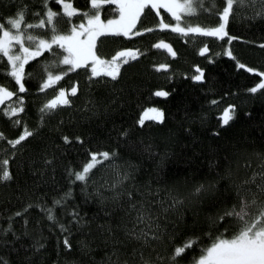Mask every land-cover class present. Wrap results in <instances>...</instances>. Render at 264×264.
I'll use <instances>...</instances> for the list:
<instances>
[{"label":"snow or ice","instance_id":"6c2138e0","mask_svg":"<svg viewBox=\"0 0 264 264\" xmlns=\"http://www.w3.org/2000/svg\"><path fill=\"white\" fill-rule=\"evenodd\" d=\"M4 9L0 59L6 58L5 77L15 83L11 88L0 83V103L16 98L15 106L5 107L3 114L18 126V134L9 138L0 131V147L6 146L0 182L15 181L16 197L29 199L7 217L0 213V220H6L0 223V250L8 249L0 254V264H84L83 257L88 264H264V121L259 143L240 138L215 143L235 123L237 105L219 111L220 119L210 128L203 105L199 111L184 105L175 131L169 129L159 138L145 136V114L153 113L160 122L156 127H164L168 121L164 109L145 108L139 119L127 123L120 115L128 102L126 73L142 58L141 50L119 47L110 55L101 51L106 40L139 38L156 29L227 38L230 43L240 39L230 36V20L264 19V0H9ZM149 14L159 17L158 22L142 26ZM169 14L171 22L166 19ZM204 14L207 21L201 19ZM62 17L65 28L59 26ZM260 44L264 47V41ZM153 47L177 55L163 39ZM199 53H210L207 43ZM224 53L237 68L264 77V71L242 63L231 47ZM49 55L54 59L46 60ZM206 59L212 61L213 55ZM40 61L45 63L36 80L37 94L78 70L85 74L88 87L82 90L79 81L58 87L39 104V126L31 127L21 114L27 111V85L33 76L28 69ZM49 64L60 70L50 71ZM152 67L169 69L166 63ZM195 67L191 79L206 81L205 69ZM248 91L264 96V79ZM155 95L170 93L161 87ZM219 99L207 101L208 107H215ZM69 109L68 118L61 115L54 128L57 134L43 135L51 118ZM196 125L204 130L199 136L193 131ZM77 126L90 129L86 137L65 131ZM205 132L214 141L208 149L213 157L208 170L189 173L165 166L174 159L192 162ZM94 142L98 150L85 147ZM72 147L83 149L79 166L64 162ZM90 205L95 208L87 211ZM33 207L41 210L46 224L42 219L31 221ZM97 251L102 252L99 258Z\"/></svg>","mask_w":264,"mask_h":264},{"label":"trees","instance_id":"16d2710c","mask_svg":"<svg viewBox=\"0 0 264 264\" xmlns=\"http://www.w3.org/2000/svg\"><path fill=\"white\" fill-rule=\"evenodd\" d=\"M78 0H74V3ZM9 3V0H3L0 3V15L5 13L4 5ZM114 7V6H113ZM250 11V10H249ZM162 14V13H161ZM103 15V12H102ZM204 21L208 20V15L201 16ZM144 23L142 26H150L159 20V17H154L152 14L143 17ZM185 20H188V14H185ZM59 26L65 28V20H59ZM228 31L230 36L239 37L240 39H233L229 43L227 38L220 40L218 38H211L194 34L192 36H184L174 32L171 29L163 30L156 29L151 33L142 34L139 38H124L122 40H106L104 41L101 51L106 54H114V51L119 47H137L141 50L142 58H138V63L132 65V68L126 73L128 76L125 82L124 91L127 94L125 103L121 108L120 115L123 116L125 122H130L134 119H139L140 113L145 108L160 107L166 111L168 115L167 124L164 127H156L160 122L155 121L153 113L148 112L145 114V125L143 135H152L154 137H161L167 135L168 130L175 131L178 127L177 121L180 120L183 115V106L188 105L190 109L199 111L201 105L204 106V111L209 113V120L207 127L216 125L220 119L218 112L222 111L228 104L237 105V116L235 117V123L231 128H227L222 133L220 141L215 143H223L231 139L240 138L241 140H255L257 143L262 138L261 122L264 121V96L257 93H250V89L254 84L258 83L260 79L259 72L250 73L247 69L237 68L235 61L228 57L224 50L231 47L233 52L238 56L242 63L248 64L249 67H257L261 71H264V47L260 42L264 41V19L259 17L252 19L250 16H237L230 20ZM39 34L38 32H34ZM160 38L167 39L171 42L174 50L177 53V57L174 60H169L167 56L156 52L152 49V46ZM205 43L208 44L210 53L201 55L199 48ZM145 49L147 50L145 52ZM219 53V55H217ZM212 54L213 60L208 61L206 56ZM39 60V58H37ZM46 60L54 59L50 55L45 58ZM6 58L0 59V83H5L10 88L14 85V80L5 77ZM31 63V62H29ZM45 61H40L39 64H33L30 72H33L31 82L27 85L29 91L26 97L27 111L21 114L23 119L27 121L29 126H39V113L38 106L41 102L51 98L57 91L58 87L68 88L73 82L79 81V87L85 90L86 78L83 72L77 71L76 74L67 73L65 77H62L56 84L50 85L49 89H46L43 94L36 93V80L38 79L41 66ZM166 63L169 65V69H154V64ZM196 65L205 69L207 77L206 81H195L191 79V76L197 73ZM27 68V65H26ZM49 70L58 72L60 66L55 64H49ZM187 73V75H184ZM25 79H28L26 76ZM95 79V78H94ZM91 87H96L95 84ZM164 88L170 93L169 97H159L155 95L157 88ZM259 92V90H258ZM225 93H228L226 96ZM220 99L217 105L213 108H209L207 101ZM69 98L71 94H69ZM83 99V91L80 94V100ZM80 100H76V103H80ZM16 98H8L3 103H0V131H3L9 138H13L18 134L15 130L18 127L10 118L3 114L5 107L11 108L15 106ZM180 108L181 111L177 112ZM71 109L63 113L53 116L49 123L43 128V135L55 136L57 133L54 131L57 122L60 120L61 115L67 119ZM141 126L137 125V128ZM184 127H189L188 124H184ZM226 127V126H222ZM87 129L84 126H77L72 128H65L68 133H83L85 137ZM193 131L197 132L199 136L202 129L199 125L193 128ZM140 135L139 132L136 133ZM204 143L201 145V150L197 152V157L188 162L187 158L183 160H170L166 162V167L176 170H185L192 173L193 170L199 169L206 171L210 167V161L213 157L209 154V146L214 141L205 132L202 137ZM3 142L0 141V144ZM6 147V146H5ZM5 147H0V159L3 158ZM85 147H92L93 150H98L95 142L92 145H86ZM102 147H110L108 144H103ZM178 150V149H177ZM84 159L83 149H77L76 147L70 148L65 154L64 162L72 161L77 166ZM11 165V161H10ZM16 182L12 181L10 184L0 182V213L4 217H7L12 211L23 207L26 200L29 199L27 195H24V199H18L15 195ZM11 195L12 199L7 197ZM35 193L32 197H35ZM77 199H81L79 195ZM95 205H90L86 210H94ZM29 216L34 223L36 219H42L43 223H47L46 217H43V213L39 208L33 207L29 210ZM0 223H6V220H0ZM22 223V220L17 223V227ZM47 231V230H46ZM78 239V237H77ZM50 242L55 244V236L50 237ZM177 242H182L177 240ZM75 244V240L73 241ZM210 243V241H206ZM200 245L196 246L197 252ZM8 249L0 250V254L7 252ZM96 257L99 258L102 252L97 251ZM191 256L192 253L190 252ZM84 264H88L87 257H83Z\"/></svg>","mask_w":264,"mask_h":264},{"label":"flooded vegetation","instance_id":"af4514ba","mask_svg":"<svg viewBox=\"0 0 264 264\" xmlns=\"http://www.w3.org/2000/svg\"><path fill=\"white\" fill-rule=\"evenodd\" d=\"M160 39H162V38H160ZM160 39H159V40H160ZM163 40H165L167 43H170V44H171V42H170L169 40H167V39H163ZM155 44H156V42H155ZM171 45H172V44H171ZM172 47H173V46H172ZM152 49L155 50L156 52H159V53H161V54L167 56V58H168L169 60H174V59H176V57H177V56H172L171 53H170L166 48H160V47H153V46H152ZM173 49H174V48H173Z\"/></svg>","mask_w":264,"mask_h":264},{"label":"rangeland","instance_id":"374dc122","mask_svg":"<svg viewBox=\"0 0 264 264\" xmlns=\"http://www.w3.org/2000/svg\"><path fill=\"white\" fill-rule=\"evenodd\" d=\"M164 11H166V10H163V11H162V15H163V12H164ZM61 19H63V17H62ZM166 19H167L169 22H171V17H170V14H169V17H168V18H166ZM157 22H158V20H157ZM34 34H35V33H34Z\"/></svg>","mask_w":264,"mask_h":264}]
</instances>
